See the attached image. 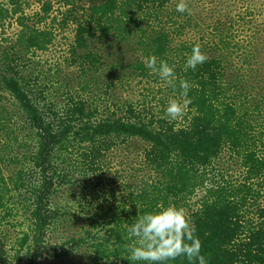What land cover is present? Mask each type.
<instances>
[{
	"label": "trees",
	"instance_id": "16d2710c",
	"mask_svg": "<svg viewBox=\"0 0 264 264\" xmlns=\"http://www.w3.org/2000/svg\"><path fill=\"white\" fill-rule=\"evenodd\" d=\"M76 1L0 0V27H19L0 38V264L80 253L130 264L127 227L161 205L184 210L208 264H264V64L251 77L224 65L223 37L227 55L207 54L204 37H186L192 18L175 0ZM193 45L207 60L185 71ZM149 55L174 66L175 89L144 66ZM60 66L70 75L49 99ZM181 80L191 103L173 121L163 108L182 102ZM132 139L150 175L119 185L128 167L119 174L112 151ZM74 186L87 199L81 217L56 201ZM62 220L79 230L52 243Z\"/></svg>",
	"mask_w": 264,
	"mask_h": 264
},
{
	"label": "rangeland",
	"instance_id": "374dc122",
	"mask_svg": "<svg viewBox=\"0 0 264 264\" xmlns=\"http://www.w3.org/2000/svg\"><path fill=\"white\" fill-rule=\"evenodd\" d=\"M104 1L105 0H77L76 2L78 5L89 6ZM177 2L178 0L173 1L172 5L175 6ZM186 3L190 9L192 18V26L186 33V37H189L190 40H198L200 37H204L208 41V46L206 47L207 54L220 55L222 57L227 55L225 48L222 47L221 42L218 40L220 37H223L231 52V54H229L231 55V61L227 63L226 61L228 59L224 60V65H230L233 61L232 64L238 65L244 73H250L249 76L251 77L255 69L259 67V64H264V0H186ZM60 7H62V5H59L58 8ZM32 9L35 8L32 7ZM56 15L57 14H55V16ZM18 28L19 27L15 23L10 24L8 21L3 27H0V38L2 37L1 33L8 35L10 39L14 38ZM1 42L4 41L0 40V43ZM100 45L101 44H99V47ZM59 46L63 45L55 43L54 46L50 47L49 54L51 58H54L56 52L57 55H60L58 54L59 48H56ZM99 51L103 55H106L104 53L110 52V49L107 45H104ZM123 58L133 59L134 57L128 55L123 56ZM41 64L42 67H44L43 62ZM60 67L58 68L59 71H56L57 68L53 69L50 72V76H48L54 83L51 88V95L48 97L49 99H60L61 96L57 93L55 85L60 84L59 80H64V78L70 75V68H66L65 66ZM249 76L245 74V80H247ZM48 81L49 80L46 81L47 84L50 83ZM123 94L124 93H122V95ZM143 147L144 145L140 140L132 139V141L130 140L112 151V154L123 163L117 168L118 173H124V170L128 167L126 173L130 178L127 179L124 177L121 181L117 182L119 185L122 184V182L130 183L137 181V177H141V175L144 178L150 175L147 168H142L141 165ZM56 201L57 203L60 202L67 206L72 205L73 212L78 213L81 217V212L83 210L82 205H86L87 199L82 196V205H80L78 203L80 201V189L78 186H74L71 195H61V198L56 199ZM80 226L85 227L84 225ZM72 230L78 231L79 226L71 225L62 220L59 222V226L51 232L52 243L63 241L64 237L71 234ZM88 263V258L86 254L83 253L77 256L71 255V257L64 260L54 259L53 261L45 260L42 262V264Z\"/></svg>",
	"mask_w": 264,
	"mask_h": 264
},
{
	"label": "clouds",
	"instance_id": "9594fccd",
	"mask_svg": "<svg viewBox=\"0 0 264 264\" xmlns=\"http://www.w3.org/2000/svg\"><path fill=\"white\" fill-rule=\"evenodd\" d=\"M175 11L190 14L186 0H178ZM206 60L207 57L201 52L200 46L193 45L191 53L186 55L184 70H195L197 65ZM143 63L165 85L175 89L177 77L174 66H170L165 60L158 61L155 55L144 57ZM179 88L182 102L170 99L163 108L164 117L173 121L182 118L186 106L191 103L188 98V82L181 80ZM127 231L132 238V243L127 248V260L130 264H166L178 257L186 260L187 264H208L201 253L195 227L182 208L161 205L154 212H146L136 217L127 227Z\"/></svg>",
	"mask_w": 264,
	"mask_h": 264
}]
</instances>
